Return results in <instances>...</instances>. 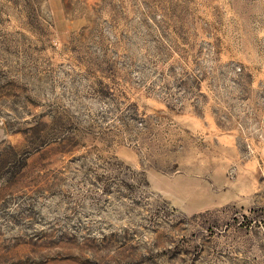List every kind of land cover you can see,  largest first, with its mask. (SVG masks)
I'll return each mask as SVG.
<instances>
[{
  "label": "rangeland",
  "instance_id": "rangeland-1",
  "mask_svg": "<svg viewBox=\"0 0 264 264\" xmlns=\"http://www.w3.org/2000/svg\"><path fill=\"white\" fill-rule=\"evenodd\" d=\"M0 264H264V0H0Z\"/></svg>",
  "mask_w": 264,
  "mask_h": 264
}]
</instances>
